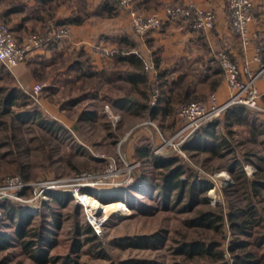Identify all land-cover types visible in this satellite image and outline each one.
Returning a JSON list of instances; mask_svg holds the SVG:
<instances>
[{
	"label": "rangeland",
	"instance_id": "obj_1",
	"mask_svg": "<svg viewBox=\"0 0 264 264\" xmlns=\"http://www.w3.org/2000/svg\"><path fill=\"white\" fill-rule=\"evenodd\" d=\"M76 6H81L78 1ZM49 21L44 22L40 30L26 34L24 40L31 34L43 33ZM15 37L19 41L20 37ZM135 52L141 55V50ZM78 53L59 56L55 63H50L52 60L45 62V70L36 79V84L44 85L37 100L31 92L27 94L20 88L13 70L0 62V87L21 90L18 100L21 105L14 106L8 118H0V186L13 177H20L30 185L20 193L22 202H7L31 217L30 227L44 226L51 231L52 247L48 253L52 261L46 264H64L67 257L71 264H172L171 247L181 234L188 232L183 220L191 213L186 208V200L175 202L176 192L167 205L154 192L153 185L158 182L160 172L153 168V158L176 159L190 176L189 183L199 179L212 185L204 195L210 207L228 206L239 197L232 190L236 182L228 167L238 162L250 178L256 176L258 167L264 169V160H261L264 157V115L247 108V125L233 123L226 113L215 119L218 143L223 140L228 145V149H221L223 156L185 149L187 142L180 151L170 147L157 152L182 126L178 116L181 106L175 115L157 120L151 119L147 113L133 114L129 108L119 109L116 101L123 96L124 90L120 88L127 87L124 82L102 88L96 86L87 96H80L81 92L73 91L69 79L64 78ZM85 57L79 58L84 60ZM34 58L28 61L33 60V67L42 70L43 67L36 63L41 58ZM213 67L221 69L220 62L214 63ZM150 84L153 92L156 86L153 82ZM202 92L205 97L201 102H206L212 94L217 95L207 86ZM92 112V116H86ZM112 116L118 117L117 120ZM145 149L149 156L140 157V152ZM134 163L140 165L129 176L126 165ZM21 166L29 180L12 171ZM111 166L120 171L116 178L101 182L100 179H84L87 175H102ZM186 178L183 176L184 180ZM60 180L65 181V191L53 188L40 193L42 186L39 184ZM86 183L93 185L89 187ZM52 192L64 195L63 206L54 202L50 196ZM84 197L97 202L100 210L96 216L81 203ZM119 197L138 209L132 210L125 202L114 201ZM195 207L194 210L208 206L200 204ZM10 225L0 208V231L8 233L13 240L9 249L0 251V264H38L22 251ZM88 227H92L97 239L74 251L76 239L84 243L89 237L86 235ZM159 231H166L167 235L166 244L160 249L126 246L129 239Z\"/></svg>",
	"mask_w": 264,
	"mask_h": 264
},
{
	"label": "trees",
	"instance_id": "obj_2",
	"mask_svg": "<svg viewBox=\"0 0 264 264\" xmlns=\"http://www.w3.org/2000/svg\"><path fill=\"white\" fill-rule=\"evenodd\" d=\"M78 3L81 5L78 8V13L74 14V17L68 21L58 23L59 26L78 24L83 21L81 13L85 10V4L83 0H78ZM104 6L108 16L116 15L117 13L114 11L120 7L118 3L112 0H104ZM44 16H48L49 19L52 18L51 9H46ZM43 19H41L43 22L49 21ZM5 21L7 22V20ZM11 31L14 33L13 29ZM56 46L57 44H53L49 48ZM129 46L133 47L131 43L121 41L118 49H114L113 64L101 70L96 69L92 64L90 55L80 51L69 66V72L75 74L74 82H78L74 85L73 91L78 90L82 94L80 96H87L90 90L95 89L96 86L102 88L105 85H113L115 82H124L127 87L120 88L124 92L122 93L123 96L117 99L116 106L129 108L128 110L131 109L133 114L147 113L153 120L175 115L180 106L192 102H201L202 98L200 99L199 96L204 95L202 92L204 88L197 89L195 80L197 75L183 74L176 79L169 80L167 73L159 69V61L156 59L159 70L158 89L160 96L156 105L152 106L153 92L151 91L150 79L144 69L143 57L134 50L128 49ZM82 56H86L84 60H81ZM40 58L36 63L37 65L40 64L43 69L32 67V74L35 79L40 77L45 70L46 60ZM55 60L50 63H55ZM214 74L215 78L208 84L211 92H215L224 79L222 67L221 69H214ZM202 75L204 76L202 82L205 83L207 76L204 75V72ZM20 92V88L17 87H0V107L2 108L0 118H8L13 113L12 108L21 105L18 103ZM247 110L244 106L236 105L230 107L225 113L228 119L233 120V123L247 125ZM93 114L94 112L87 113L86 116L89 117ZM216 122L215 120L195 132L188 139L185 149H195L210 153L215 157L223 156L221 149H228V145L223 140L218 143L215 133ZM262 146L264 153V142ZM139 156L146 158L149 156V152L145 149L140 152ZM261 160H264V157H261ZM152 166L160 172L156 179L158 182L153 185V190L157 192V196L167 205L172 194L176 192L175 202L182 203L186 200V208L191 213L183 220V225L188 232L181 234V238L175 240L171 247L174 258L172 264H228L226 261L227 253L234 259V264H264V174L259 175L264 172L263 168L258 167L256 176L250 178L245 169L240 167V163H232L228 167V171L233 175L236 182L232 190L237 192L235 194L239 197L228 203V206L214 208L209 206L206 196L204 197L212 185L208 182L199 181V179L189 183L190 176L186 175L184 167L178 165L176 159L155 156L152 160ZM22 168L24 167L14 168L12 171L16 174H22L26 180H29ZM183 176L187 177L186 180L183 179ZM50 196L58 205H64L65 199L62 198L64 196L62 193L52 192ZM114 201H119L118 203L123 201L132 210L137 208L123 197ZM200 204L208 207L194 210L195 205ZM0 208L4 210L6 218L10 221V226L14 229V237L20 241L22 251L38 264H46L52 261V257L48 253L52 247L50 242L51 231L44 226L41 228L30 227L31 217L15 204L0 201ZM78 233L80 234V232ZM86 235L89 237L85 239L84 243L76 239L74 251L97 239L92 227L87 228ZM166 241V231H159L151 235L129 239L126 241V246L157 250L165 246ZM12 245V237L5 231H0V251L7 250ZM71 263L68 257L65 258L64 264Z\"/></svg>",
	"mask_w": 264,
	"mask_h": 264
},
{
	"label": "crops",
	"instance_id": "obj_3",
	"mask_svg": "<svg viewBox=\"0 0 264 264\" xmlns=\"http://www.w3.org/2000/svg\"><path fill=\"white\" fill-rule=\"evenodd\" d=\"M77 1L0 0V16L7 20L14 34L20 37L18 42L23 43L26 34L42 28L44 22L41 19H51L58 24L74 17L79 11L76 6ZM83 2L85 4V10L81 13L83 21L65 25L70 30L69 38L58 43L56 47L36 50L29 55L28 60L38 56L46 61H53L62 55L84 51L90 55L96 69L101 70L112 65L113 61L107 62L93 57V47L101 45L116 50L123 41L133 45L128 49L141 50L143 58H153L154 61L158 59L159 69L167 73L169 80L183 74L197 75L195 80L198 90L204 86L209 87V82L215 78L213 64L219 63L217 55L220 51H228L232 59L240 65L250 63L253 70L259 67L254 57L256 44L261 43L264 46V0H254L253 22L249 26L253 43L246 49L242 47L240 39L230 27L225 0H136L135 8L139 13H159L164 18L161 30L152 32L145 39L135 35L130 16L123 8L117 7L114 11L117 14L108 16L107 10H104V0H83ZM173 2L194 3L205 8H213L216 11L214 29L202 34L184 20L165 19L163 9ZM46 9H51L52 18L44 16ZM28 60L13 69L16 81L27 94L32 93L37 83L32 74L34 61ZM203 72L207 76L205 83L202 82ZM64 78L69 79V84L73 87L78 83L74 82L73 72L67 71ZM257 86L264 93V82H258ZM215 92L221 102L228 100L230 92L225 79ZM204 97L205 95L199 96L200 99Z\"/></svg>",
	"mask_w": 264,
	"mask_h": 264
},
{
	"label": "built area",
	"instance_id": "obj_4",
	"mask_svg": "<svg viewBox=\"0 0 264 264\" xmlns=\"http://www.w3.org/2000/svg\"><path fill=\"white\" fill-rule=\"evenodd\" d=\"M126 10L131 19L132 29L137 37L145 39L149 34L161 30L164 18L159 13L144 14L139 13L135 8L136 0H112ZM229 24L233 32L238 36L243 48H248L253 43L249 26L253 22L254 0H225ZM165 19L170 21L184 20L196 31L207 34L211 32L216 24V11L205 8L194 3L182 4L173 2L167 4L163 9ZM43 33L29 35L23 43H19L8 24L0 17V62L9 70H13L21 63L27 61L30 54L40 49H47L53 44H58L70 36V30L66 26H59L53 20ZM256 54L254 60L259 64L253 70L250 63L239 64L235 62L228 51H220L217 58L224 72V78L230 92L229 98L221 102L216 94H212L206 102H192L180 107L179 119L182 126L176 131L173 137L165 141L157 152H164L167 148L173 147L180 151L188 139L203 126L213 122L224 114L230 107L241 105L250 110L264 115V93L261 92L257 83L264 82V46L256 44ZM93 57L102 61H112L114 50L108 46L98 45L92 49ZM144 69L148 74L150 82L155 84L151 105L155 106L160 92L159 71L153 58H143ZM44 90V85L36 84L32 90V97H37ZM114 120L118 117L112 116ZM139 163L126 165L128 175H132ZM120 171L113 166L102 175H87L84 179L92 181L94 179L110 180L116 178ZM131 180V177H130ZM42 186L40 193L53 188L66 190L65 181H56L39 184ZM86 183V186H92ZM30 185L20 177L8 179L0 186V201L23 200L20 193ZM85 186V185H84ZM80 187V186H79ZM79 187L77 190L79 191ZM65 189V190H64ZM99 228V227H98ZM228 264H234V259L230 254H226Z\"/></svg>",
	"mask_w": 264,
	"mask_h": 264
},
{
	"label": "bare ground",
	"instance_id": "obj_5",
	"mask_svg": "<svg viewBox=\"0 0 264 264\" xmlns=\"http://www.w3.org/2000/svg\"><path fill=\"white\" fill-rule=\"evenodd\" d=\"M82 201L81 203L83 202V204H85L91 211V213L96 216L97 215V212H99L100 209H98V205H97V202H95L93 200V198H89V197H84V198H81Z\"/></svg>",
	"mask_w": 264,
	"mask_h": 264
}]
</instances>
